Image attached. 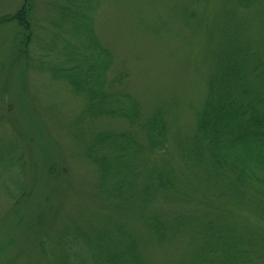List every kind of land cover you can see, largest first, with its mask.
Returning <instances> with one entry per match:
<instances>
[{
  "label": "trees",
  "instance_id": "16d2710c",
  "mask_svg": "<svg viewBox=\"0 0 264 264\" xmlns=\"http://www.w3.org/2000/svg\"><path fill=\"white\" fill-rule=\"evenodd\" d=\"M102 2L50 1V28L34 26L33 0L0 16V27H18L15 45L28 69L66 82L85 100L88 117L132 126L100 129L86 146L108 205L130 204L131 225L110 238L70 226L61 238L39 241L41 257L50 264H155L148 250L156 247L177 249L164 264H264V57L257 37L239 26L230 32L225 21L216 28L226 45L183 130L176 127L177 97L144 115L128 87L129 70H114L115 56L95 28ZM208 2L196 9L203 18L215 16ZM231 6L235 16L257 12V0ZM37 28L52 32L41 37ZM23 186L8 195L20 201Z\"/></svg>",
  "mask_w": 264,
  "mask_h": 264
},
{
  "label": "rangeland",
  "instance_id": "374dc122",
  "mask_svg": "<svg viewBox=\"0 0 264 264\" xmlns=\"http://www.w3.org/2000/svg\"><path fill=\"white\" fill-rule=\"evenodd\" d=\"M24 1L0 0V16L15 13ZM50 1L33 0L35 27L50 28ZM211 1L216 12L207 18L196 11L201 0H103L96 11V33L115 56L114 70H129L127 84L144 115L177 97L176 127L188 130L194 121L190 107L202 102V82L226 45L216 31L225 22L230 32L239 26L256 36L264 57V0H257L254 15L236 16L234 0ZM206 19L208 26L202 24ZM37 29L41 37L52 32ZM18 33L15 24L0 27V264H50L38 247L45 237L61 238L72 226L90 229L93 238H110L120 225H131L130 204L121 210L108 205L86 146L100 129L132 126L123 119L88 117L85 100L66 82L28 69L15 45ZM22 186L24 197L16 202L8 192ZM176 251L151 247L148 254L162 264Z\"/></svg>",
  "mask_w": 264,
  "mask_h": 264
}]
</instances>
